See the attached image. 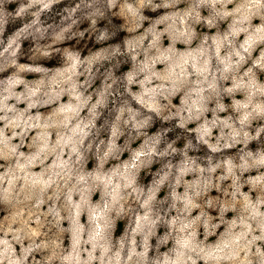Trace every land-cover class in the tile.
Masks as SVG:
<instances>
[{"label": "clouds", "instance_id": "9594fccd", "mask_svg": "<svg viewBox=\"0 0 264 264\" xmlns=\"http://www.w3.org/2000/svg\"><path fill=\"white\" fill-rule=\"evenodd\" d=\"M0 264H264V0H0Z\"/></svg>", "mask_w": 264, "mask_h": 264}]
</instances>
